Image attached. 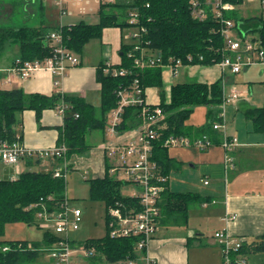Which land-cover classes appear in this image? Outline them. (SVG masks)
Wrapping results in <instances>:
<instances>
[{
  "label": "trees",
  "instance_id": "1",
  "mask_svg": "<svg viewBox=\"0 0 264 264\" xmlns=\"http://www.w3.org/2000/svg\"><path fill=\"white\" fill-rule=\"evenodd\" d=\"M232 1L242 2V0ZM149 2V7L137 0H118L113 4L100 5L97 23L82 21L62 28L64 42L69 49L80 55L91 40L102 38L104 29L129 28V12L138 9L139 25L145 26L147 30L146 39L151 41L155 49L161 51L165 61L169 57L185 58L189 53L204 55L206 57L202 64L204 66L215 65L222 60L221 49L224 42L221 34L214 31L216 24L212 19L205 21L193 19L188 0H149ZM241 20V28L257 33L264 45V18L250 17ZM46 35L45 28H0V52L7 42L12 41L19 46L20 59L23 61L43 60L51 55V50L45 44ZM121 50L122 61L114 66L127 68L131 73L126 77H114L104 73V66L100 67L98 80L102 85V105L99 109L88 104L81 96H67L59 90L47 96L26 94L22 88H0V140L12 142L21 134L16 130L18 113L33 110L39 120L44 110L56 109L65 103L68 109L64 114V127L60 131L57 145L64 143L68 146L67 158L74 154L85 153L92 148L87 141L90 133L93 131L106 133L108 114L118 104L116 91L122 85L131 84L136 77L140 79L144 88L159 90L161 106L167 113V129L162 132L154 147V160L157 161L164 175L169 176L172 170L180 168L169 157L168 148L164 146L165 139L170 135H183L195 139L196 136L207 134L215 142L221 139L211 131L216 132L213 124L218 120L219 108L224 101L221 80L211 85L199 82L175 84L169 89V102L166 103L162 68L136 70L133 68L132 60L127 57L128 46L125 43L122 44ZM210 50H213V53ZM211 54L215 62L211 59ZM197 106L208 107V123L201 128L192 129L186 125V122ZM138 113L137 107L126 108L119 131L124 132L137 127L140 124ZM244 113L253 122L255 131L264 132V107H250ZM89 181L91 200L105 204L106 223L107 211L111 206L116 205L117 202L133 203L134 199L121 192L124 182L113 178L109 173L103 178ZM65 191L66 181L54 177L52 171L28 169L21 173L17 180L0 179V264L35 262L45 253L42 247L50 246L57 240V237L49 231H44L43 238L39 241L7 240L4 239V233L6 226L12 223L37 226L35 211L27 210V207L40 202L42 198L47 201L50 196L55 201H61ZM166 192L167 188L162 193V198L163 196L166 198L165 203L161 201L162 214L171 216L174 213L176 221H186L189 205L192 202L202 201V198L196 194ZM85 243L98 248L110 264L139 258V253L135 249V238L114 239L107 233L103 238L88 239ZM4 247H8L9 250L4 251ZM241 252L248 257L264 253V235L244 240ZM95 261L100 264L103 259L98 256Z\"/></svg>",
  "mask_w": 264,
  "mask_h": 264
},
{
  "label": "crops",
  "instance_id": "2",
  "mask_svg": "<svg viewBox=\"0 0 264 264\" xmlns=\"http://www.w3.org/2000/svg\"><path fill=\"white\" fill-rule=\"evenodd\" d=\"M92 1L65 0L64 7L68 14L61 16L59 7L53 0H0V28H45L49 33L60 24L76 25L78 24L76 22L64 23V19L73 17L72 8L80 3H84L86 7L76 13L80 18L79 23L86 22V18L99 19V0H94L99 6L98 11H88L87 7ZM122 34L123 30L118 27L104 29L101 39H93L85 46L82 54L78 55L81 64L70 69L66 76L60 79L58 87L55 85L58 77L47 69L36 71L29 79H21L12 70L15 61L21 58L20 48L9 41L0 52V88H22L26 94L47 96L59 90L67 96H81L88 104L99 109L102 105L99 69L107 64L121 63V47L124 43ZM193 69L195 71L191 76L200 79L193 82L211 85L221 80L223 97L227 98L226 90L228 85H231L232 94L236 93L239 97L230 103L237 104L240 100V94L234 85L235 76L239 73L223 71L218 65H200ZM178 75L171 76L169 71L163 74L167 93L171 86L175 85L172 81ZM188 75L187 77H191ZM169 82L171 85L166 88V83ZM232 94L228 98H231ZM147 98L154 104L162 102L157 88H148ZM247 101L248 99H243V102ZM17 119L16 130L21 132L18 136L28 148L45 149L58 144L60 131L64 127V117L56 109L44 110L39 120L35 111L26 110L18 113ZM248 125L247 121L245 132L240 131L236 122L229 131L228 127L226 128L229 137L237 135L240 139V144L231 151H226L221 146L223 132L220 130L216 132L211 130L221 139L216 142L213 140L214 145L206 151H199L194 147L168 149L169 157L180 168L170 172L166 193H192L199 195L202 201L192 202L189 205L186 221H176L174 213L171 216L162 214L161 227L148 248L152 264H223L220 246L214 238L216 231L227 230L233 237L242 240L264 235V134H253L252 126L248 127ZM188 127L198 129L193 125ZM107 138L108 134H103L100 145L94 149L95 154L89 159L96 173L94 178H103L106 173L112 176L110 172L112 163L105 156L102 148L108 141ZM226 157H231L232 161L227 162ZM30 160L22 159L18 165L11 166L0 161V179L17 180L21 173L35 164L44 165L41 171H48L58 162ZM69 161L73 166L85 162L77 155H73ZM173 173L181 177V185L170 183ZM205 181H208V184H205ZM162 201L166 202L164 196ZM228 214H235L236 219L226 222L225 218Z\"/></svg>",
  "mask_w": 264,
  "mask_h": 264
},
{
  "label": "built area",
  "instance_id": "3",
  "mask_svg": "<svg viewBox=\"0 0 264 264\" xmlns=\"http://www.w3.org/2000/svg\"><path fill=\"white\" fill-rule=\"evenodd\" d=\"M59 7L61 16L68 14L64 7L65 0H53ZM118 0H99L100 5L113 4ZM150 6L149 0H137ZM241 3L232 0H188L190 15L198 21L212 19L223 38L224 45L221 49L223 58L216 63L222 70H229L233 74L241 73L243 70L258 65H264V45L257 33L245 31L241 28V18L237 17ZM257 7L264 11V0H257ZM128 23L130 31L125 34L128 46L127 57L132 60L133 68L145 71L149 68L161 67L170 72L171 76H177L183 67H196L203 64L206 57L201 54L189 53L185 58L169 57L167 61L160 50L155 49L151 41L146 39L147 30L140 24V13L138 9L130 10ZM60 24L56 29L47 33L46 46L51 50V55L43 60L15 61L13 71L21 79H29L36 71L47 69L58 79L56 87L60 84L67 72L81 64L79 56L69 49L64 42V35ZM213 53V50H210ZM211 59L215 58L211 54ZM103 71L114 77H126L131 72L127 68H118L112 64L104 66ZM118 97L117 106L111 110L106 126V134L112 139L103 145L105 156L112 163L110 172L115 176L123 173L125 184L137 186L139 193L134 192L131 197L133 203L122 204L117 202L107 211V233L111 238H135L136 251L139 253L137 260L128 259L117 261L114 264H152L148 248L152 239L161 227L162 193L166 190L169 176L164 175L157 161L154 160L155 142L160 139L162 132L167 129V113L161 103H151L147 98V89L144 88L140 79L136 77L131 84L122 85L116 91ZM167 102H169L168 93ZM239 97L233 93L231 98H225L219 113L220 121L213 124L215 130L223 131L221 146L226 151H231L238 145L235 137H229L223 120V109L226 104ZM137 107L140 124L129 131L120 132L125 109ZM68 106L62 103L56 111L64 117ZM78 116V115H77ZM214 145L213 140L207 134L195 139L183 135H170L164 141L168 149L174 147H194L199 151H206ZM68 146L60 144L45 149H30L25 146L18 136L15 141L0 140V161L7 165H18L22 159L33 160H67ZM231 162V157H226ZM63 162V161H62ZM71 164L64 167H53L54 177L63 178L66 181L71 170ZM87 179V176H84ZM116 179V178H115ZM119 180V179H117ZM208 184V181H205ZM126 196V195H125ZM48 204V205H47ZM27 210L35 211L37 226L49 231L57 240L50 246L44 247V252L50 260V264H97L96 258L102 257L100 264H110L105 255L95 246H88L84 242L79 244L72 238L74 232L81 229L83 222V211L79 207H72L66 195L63 200L55 201L51 196L47 201L43 198L40 202L27 207ZM235 214H228L226 222L234 221ZM218 242L223 264H251L249 257L241 250L244 240L233 237L227 230H218L214 233ZM4 251L9 250L4 247Z\"/></svg>",
  "mask_w": 264,
  "mask_h": 264
},
{
  "label": "rangeland",
  "instance_id": "4",
  "mask_svg": "<svg viewBox=\"0 0 264 264\" xmlns=\"http://www.w3.org/2000/svg\"><path fill=\"white\" fill-rule=\"evenodd\" d=\"M257 0H246L245 3L239 9L237 13V17L241 19H246L250 17H263L264 11L260 10L257 7ZM87 7L88 11L97 12L99 6L97 2L94 0ZM86 7L84 3H80V5H76V7L72 8L71 11L73 17H67L64 19V23H79V16H77L78 10ZM87 23L93 22L97 23L99 19H85ZM34 24L33 22L31 23ZM130 30H123V42L125 43L127 40L125 39V34H127ZM190 69L186 70V68H182L179 71V75L172 82L173 84L179 82H193L199 81L200 79L193 78L192 73L195 71L194 67H189ZM164 72H166L164 70ZM189 74L191 77H187ZM188 75V76H189ZM166 88L168 85H171V82L166 83ZM237 92L240 94V100H238L237 104L227 103L225 108L223 109V120L226 128H229L234 125L236 122L240 131L245 132L246 122L248 121V127L252 126L253 134H264V132H257L254 129L253 122L247 120V117L244 113L245 109L248 107H264V65L252 66L245 70H243L239 75L235 76V84ZM233 86L228 85L226 90L227 98L232 94ZM167 91V90H166ZM167 93V92H166ZM168 93L166 94V103L168 99ZM248 99L247 102H243V99ZM238 106L240 110L238 111ZM207 106H197L195 107L193 113L190 118L186 122L188 126H192L195 128L203 127L207 124ZM219 113L222 111V108H219ZM220 117L218 115V120L220 121ZM216 121V122H217ZM250 129V128H249ZM129 131V130H127ZM223 132V131H221ZM237 136V135H236ZM234 136L238 140V145L240 144L239 136ZM103 134L101 131H93L91 135H89L87 141L92 148L85 153L82 154H74L79 157L80 160L85 161L81 164H74V166L70 167L67 178H66V195L70 201V205L72 207H79L83 211V222L81 224V229L78 232H74L72 234V238L75 239L79 244H83L88 239H100L106 236V207L105 204L101 201H93L90 198V181L94 179L96 173L92 165L89 163V159L93 157L94 149L100 145ZM108 141L112 140L109 136L107 138ZM107 141V142H108ZM69 157L67 160H61L56 163L55 167H64V164H70ZM63 161V162H62ZM45 166L34 165L30 167L29 170L41 171ZM28 169V168H27ZM53 169V168H52ZM49 169L48 171H50ZM88 171V173L86 172ZM87 176V179L84 176ZM113 178L119 179L120 181H124V174L118 173L113 176ZM181 177L176 176V174H172L170 177V183H175L176 185H181ZM175 185V186H176ZM140 188L137 186L125 184L122 186L121 192L123 195H131L134 192L139 193ZM44 230L38 228L37 226H29L26 223H12L8 224L5 229L4 239L7 240H32L39 241L43 238ZM44 249V246L42 247ZM42 249V250H43ZM44 251V250H43ZM251 264H261L264 262V253L253 255L248 259ZM29 264H50V260L46 253L40 256L35 262ZM98 264V263H97Z\"/></svg>",
  "mask_w": 264,
  "mask_h": 264
}]
</instances>
